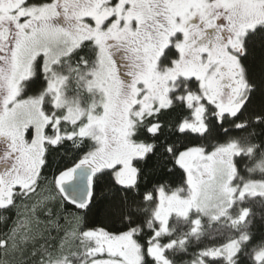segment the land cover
I'll list each match as a JSON object with an SVG mask.
<instances>
[{
    "label": "snow or ice",
    "instance_id": "snow-or-ice-1",
    "mask_svg": "<svg viewBox=\"0 0 264 264\" xmlns=\"http://www.w3.org/2000/svg\"><path fill=\"white\" fill-rule=\"evenodd\" d=\"M0 264H264V0H0Z\"/></svg>",
    "mask_w": 264,
    "mask_h": 264
}]
</instances>
